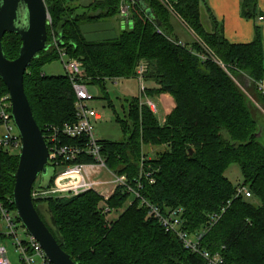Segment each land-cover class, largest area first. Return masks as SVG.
<instances>
[{
  "label": "trees",
  "instance_id": "1",
  "mask_svg": "<svg viewBox=\"0 0 264 264\" xmlns=\"http://www.w3.org/2000/svg\"><path fill=\"white\" fill-rule=\"evenodd\" d=\"M137 1L131 27L118 29L115 40L91 43L81 26L111 21L119 14L120 0H92L93 12L82 13L71 0H46L52 17L48 43L54 42V35L61 38L59 47L83 64L90 85L105 91L107 80L137 78L144 67L147 95L169 94L175 102L161 123L148 105L140 104L139 96L127 100L124 116H117L126 138L101 141L107 166L130 182L142 172L151 173L155 182L143 176L141 195L163 213L181 209L183 229L202 235V249L220 254L228 264H264V145L258 135L264 117V93L258 85L264 80L262 34L257 28L252 42H230L212 12L211 26L206 24L205 0ZM255 10L256 0H244L245 17H253ZM179 25L193 36L184 47L177 43ZM21 45L16 33L3 38L11 60L18 57ZM55 59L56 45L41 51L24 78L44 135L48 126L74 121L76 97L67 75L49 76L42 69ZM18 164L17 153L0 151V202L14 211ZM233 164L241 168L242 183L258 205L236 196L238 186L226 176ZM104 199L111 213L126 208L111 224L97 211ZM34 203L48 204L64 238L63 248L77 264H209L148 217L141 201L131 200L121 187L108 199L88 191Z\"/></svg>",
  "mask_w": 264,
  "mask_h": 264
},
{
  "label": "built area",
  "instance_id": "2",
  "mask_svg": "<svg viewBox=\"0 0 264 264\" xmlns=\"http://www.w3.org/2000/svg\"><path fill=\"white\" fill-rule=\"evenodd\" d=\"M46 3V0H44ZM163 1V0H160ZM137 0H120L118 17V29L123 26L133 25L132 10L137 6ZM48 9V8H47ZM48 24H52V17L48 11ZM114 25V24H113ZM114 28L116 29L115 25ZM116 29V30H118ZM159 32L162 31L159 29ZM54 35V42L56 43ZM182 47L186 42L179 40L177 42ZM59 58L65 68L73 91L75 93L74 103V121L64 125H52L46 128L44 138L49 149L48 164L54 166L55 174L49 188L43 189L38 185L34 186L32 197L34 201H43L49 198H68L81 195L88 191L100 192L106 199L101 188L113 184L114 191L121 187L123 192L131 197V200L139 199L141 205L148 209V217L157 219L167 232L175 233L182 241L183 245L190 251L199 254L209 264H228L220 254H213L208 250L201 248L200 240L202 235L193 236L182 227L181 209H173L163 213L161 209L150 203L141 195L143 189V176L148 178L151 183L155 180L151 173H143L130 182L126 175H117L112 172L103 153L101 140L95 134V122L103 119L102 112L92 107L89 102L95 97L89 93V80L85 77L83 64L68 55L67 51L56 45ZM206 59L205 55H200ZM145 68L142 67L137 79L140 83V104L148 105L154 112H158L157 105L147 95L145 78ZM4 82L0 76V151L9 150L20 156L22 151V138L13 119L12 100L9 91L4 89ZM260 90L264 93V80L258 83ZM6 86V85H5ZM64 138L78 139L77 144H68ZM90 158L91 161H80L81 158ZM146 158H143L144 161ZM110 174L109 180L102 178L103 172ZM252 197L249 188L240 184L237 188L236 196ZM132 201H129V203ZM104 213H111L109 207H106ZM225 209H223V212ZM21 222L18 214L10 210L0 202V264H12L8 257V250L3 243V239L11 238L16 247L22 264H53L47 256L40 242L27 231V238L21 239L17 232V225Z\"/></svg>",
  "mask_w": 264,
  "mask_h": 264
},
{
  "label": "water",
  "instance_id": "3",
  "mask_svg": "<svg viewBox=\"0 0 264 264\" xmlns=\"http://www.w3.org/2000/svg\"><path fill=\"white\" fill-rule=\"evenodd\" d=\"M147 14L153 16L151 9L147 10ZM47 17L44 0H0V76L10 93L13 119L22 138L13 199L22 224L40 242L51 262L77 264L63 248L64 238L48 204L36 206L32 197L36 183L43 189L49 188L55 174L52 167V173L46 179L49 149L34 117L24 84L25 73L39 53L61 45V38L56 43H48ZM81 30L91 43L118 38L112 21L87 23L81 26ZM7 33H16L22 40L19 55L13 60L7 57L3 46ZM260 134L261 131L258 132Z\"/></svg>",
  "mask_w": 264,
  "mask_h": 264
},
{
  "label": "rangeland",
  "instance_id": "4",
  "mask_svg": "<svg viewBox=\"0 0 264 264\" xmlns=\"http://www.w3.org/2000/svg\"><path fill=\"white\" fill-rule=\"evenodd\" d=\"M73 1V5L77 7V11L82 13L84 11L93 12L89 6L91 5L92 0H71ZM118 16L112 18V23L115 25L116 29H118ZM204 20L206 24L209 26V23L206 20V15H204ZM91 23H95V21H91ZM176 33L178 34L179 38L186 43L191 44L193 42L192 34L184 28L182 25L177 26ZM43 72L49 76H58L65 74V68L62 63V60L55 59L43 66ZM105 91L101 90L100 87L95 85H89V93L94 96L95 98L89 102V104L94 107L96 110L103 113L104 117L102 120L95 122V134L96 137L101 141L106 142H119L126 138V134L122 130L120 123L117 120V116H124V107H127V100H131L132 97L140 96V83L137 78H130V79H120L117 80H107L105 85ZM108 95V98L104 96ZM155 104L157 105L158 112L156 113L157 119L163 123L165 121L167 112L170 111L168 107L165 108V105L158 97H150ZM166 109L168 111H166ZM260 124V131L262 134L261 142L264 145V117L259 120ZM46 179H48L52 173V166H46ZM226 176L233 182L235 186H239L243 184V176L241 172V168L237 164L231 165L227 171ZM41 178V175L39 179ZM102 178L109 179L110 174L107 172L103 173ZM38 185V182L36 183ZM35 185V186H36ZM114 188V185L111 183L103 188L100 191L111 190ZM115 192V191H114ZM113 192V193H114ZM99 195L103 196L100 192H96ZM107 194V193H105ZM110 195V194H108ZM112 195V194H111ZM247 200H251L255 204H259V201L254 198H247ZM106 200H101L98 204L97 211L100 212L101 215L104 216L106 222L111 224L113 221L117 219L121 211L124 209H119L118 211H113L112 213H103L102 210L107 207ZM17 232L20 234L21 239L27 238V229L24 227L22 222H19L17 225ZM3 243L6 245L8 250V257L11 260L12 264H22L19 258L18 253L16 252L15 244L13 243V239H3Z\"/></svg>",
  "mask_w": 264,
  "mask_h": 264
},
{
  "label": "crops",
  "instance_id": "5",
  "mask_svg": "<svg viewBox=\"0 0 264 264\" xmlns=\"http://www.w3.org/2000/svg\"><path fill=\"white\" fill-rule=\"evenodd\" d=\"M205 3L203 16L206 15V20L211 26L210 12H212L225 37L230 42L237 44L250 43L256 36V29L259 28L264 44V0H256L255 14L251 18H247L243 14L244 0H205ZM159 99L163 102L165 108H170V111L166 109L167 114L175 107L171 95L163 94ZM107 174L109 173L107 172ZM104 192L107 193L105 195L110 194V197L114 192V188L112 191L105 190ZM1 227L2 224H0V229Z\"/></svg>",
  "mask_w": 264,
  "mask_h": 264
}]
</instances>
